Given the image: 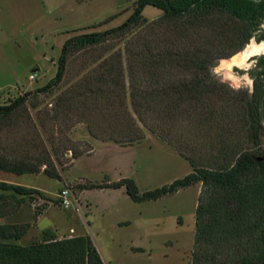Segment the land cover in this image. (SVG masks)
<instances>
[{
	"label": "trees",
	"instance_id": "trees-1",
	"mask_svg": "<svg viewBox=\"0 0 264 264\" xmlns=\"http://www.w3.org/2000/svg\"><path fill=\"white\" fill-rule=\"evenodd\" d=\"M128 1L132 12L120 25L68 38L55 76L36 90L60 87L71 59L86 55L53 108L41 113L38 103L32 105L43 131L38 141L45 146L38 163L0 152V170L39 173L46 165L44 173L60 178L50 169L46 147L55 143V130L48 129L55 122L65 121L67 128L85 122L94 137L127 144L150 132L168 140L188 120L204 132L196 150L177 148L193 170L142 193L127 179L128 192L151 200L202 182L191 264H264V57L252 73V92L231 87L213 72L253 37L264 39V0ZM148 5L160 14L145 16ZM31 93L0 103V123L19 113ZM0 189L24 202L44 198L37 188L5 180ZM5 196L0 193V199ZM24 233L13 224L0 225V264H104L89 236L45 230L29 244L12 241Z\"/></svg>",
	"mask_w": 264,
	"mask_h": 264
},
{
	"label": "rangeland",
	"instance_id": "rangeland-1",
	"mask_svg": "<svg viewBox=\"0 0 264 264\" xmlns=\"http://www.w3.org/2000/svg\"><path fill=\"white\" fill-rule=\"evenodd\" d=\"M131 12L128 0H0V103L32 92L19 113L0 123V152L13 160L38 163L45 146L38 141V133L43 131L32 105L38 103L41 113L53 108L55 98L76 80L86 56L71 59L60 87L36 92L55 76L64 43L76 34L120 25ZM160 12L150 5L144 9L147 17ZM254 38L257 43L264 41ZM262 56L264 52L251 56L245 66L232 67L236 82L221 67L224 59L213 72L231 87L252 92V73ZM33 73L35 79L30 78ZM54 124L48 129L55 130V143H46V147L51 151L50 169L60 178L44 173L46 165L39 173L0 170V181L37 188L44 196L24 202L19 195L0 189L6 194L0 199V211L7 212L0 216V225L8 223L25 230L21 239L12 241L26 245L40 239L43 231L54 230L60 236H89L104 264H191L203 183L158 199L138 200L128 192L127 179L134 180L142 193L183 178L193 168L178 149L196 150L204 132L185 120L168 140L150 132L143 140L122 144L94 137L85 122L69 128L65 121ZM118 182L122 185H114ZM67 184L74 186L80 211L58 202Z\"/></svg>",
	"mask_w": 264,
	"mask_h": 264
},
{
	"label": "bare ground",
	"instance_id": "bare-ground-1",
	"mask_svg": "<svg viewBox=\"0 0 264 264\" xmlns=\"http://www.w3.org/2000/svg\"><path fill=\"white\" fill-rule=\"evenodd\" d=\"M251 44L248 47L236 55L222 60L221 67L226 72V75L230 80L236 82L238 77L233 75L231 72L232 67L234 66H245L247 65L251 56L264 52V41L262 43H257L255 41L250 42Z\"/></svg>",
	"mask_w": 264,
	"mask_h": 264
},
{
	"label": "built area",
	"instance_id": "built-area-1",
	"mask_svg": "<svg viewBox=\"0 0 264 264\" xmlns=\"http://www.w3.org/2000/svg\"><path fill=\"white\" fill-rule=\"evenodd\" d=\"M37 76L36 73L30 75L31 79H35ZM59 201L64 207H70L72 205L75 206L77 211L81 210L80 207V199L77 197L74 186L71 184H67L59 194Z\"/></svg>",
	"mask_w": 264,
	"mask_h": 264
},
{
	"label": "water",
	"instance_id": "water-1",
	"mask_svg": "<svg viewBox=\"0 0 264 264\" xmlns=\"http://www.w3.org/2000/svg\"><path fill=\"white\" fill-rule=\"evenodd\" d=\"M255 41V38L253 37L250 42ZM256 42V41H255Z\"/></svg>",
	"mask_w": 264,
	"mask_h": 264
},
{
	"label": "crops",
	"instance_id": "crops-1",
	"mask_svg": "<svg viewBox=\"0 0 264 264\" xmlns=\"http://www.w3.org/2000/svg\"><path fill=\"white\" fill-rule=\"evenodd\" d=\"M87 189H84V192L86 191Z\"/></svg>",
	"mask_w": 264,
	"mask_h": 264
},
{
	"label": "flooded vegetation",
	"instance_id": "flooded-vegetation-1",
	"mask_svg": "<svg viewBox=\"0 0 264 264\" xmlns=\"http://www.w3.org/2000/svg\"><path fill=\"white\" fill-rule=\"evenodd\" d=\"M262 57H264V56H262Z\"/></svg>",
	"mask_w": 264,
	"mask_h": 264
}]
</instances>
